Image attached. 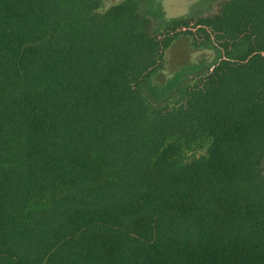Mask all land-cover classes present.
Here are the masks:
<instances>
[{
	"label": "trees",
	"instance_id": "obj_1",
	"mask_svg": "<svg viewBox=\"0 0 264 264\" xmlns=\"http://www.w3.org/2000/svg\"><path fill=\"white\" fill-rule=\"evenodd\" d=\"M105 1L0 0V264H264V0Z\"/></svg>",
	"mask_w": 264,
	"mask_h": 264
},
{
	"label": "rangeland",
	"instance_id": "obj_2",
	"mask_svg": "<svg viewBox=\"0 0 264 264\" xmlns=\"http://www.w3.org/2000/svg\"><path fill=\"white\" fill-rule=\"evenodd\" d=\"M119 1L120 0H106L104 2V8ZM198 1L199 0H162L161 5L166 17H177L189 13ZM212 57L213 53L211 51L194 50L190 47L189 40L182 37L176 40L169 48L166 56L167 65L157 80L162 81L170 77L172 73L182 65L194 63L201 58L210 60Z\"/></svg>",
	"mask_w": 264,
	"mask_h": 264
}]
</instances>
